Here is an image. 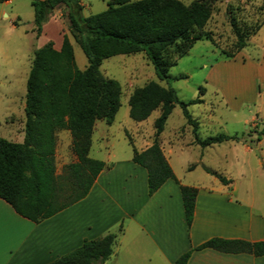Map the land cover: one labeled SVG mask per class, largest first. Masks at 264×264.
Masks as SVG:
<instances>
[{"label": "trees", "instance_id": "16d2710c", "mask_svg": "<svg viewBox=\"0 0 264 264\" xmlns=\"http://www.w3.org/2000/svg\"><path fill=\"white\" fill-rule=\"evenodd\" d=\"M197 0L185 5L179 0H111L107 10L83 16L82 0H32L34 23L38 35L43 32L52 12L60 6L67 9L70 33L88 60L79 79L71 81L58 63L59 53L45 45L35 51L26 85L25 127L23 143L0 137V198L20 216L40 223L83 200L96 178L110 166L88 156L91 135L97 121L111 125L121 107L122 90L116 80L106 79L100 71L103 62L116 56L144 54L153 65L160 81L171 79L170 69L204 36L203 29L211 16L210 2ZM237 40L234 58L245 47L252 33L244 31L230 16ZM173 50V51H172ZM54 64H51V60ZM186 78V77H181ZM200 94L205 88L200 87ZM197 98L180 101L173 88H162L151 82L130 98V118L141 122L161 109L155 121L152 145L142 152L134 151L132 161L148 174V194H155L167 181L179 183L160 146L167 120L179 106L192 127L194 144L201 148L225 142L242 141L238 135L220 134L202 140L199 122L189 106L202 104ZM68 121H65V118ZM68 129L73 136L72 151L77 162L65 167L60 179L56 174V134ZM264 135V127L257 141ZM254 141L248 146L253 148ZM205 171L222 184L233 181L208 168ZM185 219L190 227L195 212L198 189L180 185ZM123 225L118 229L122 232ZM117 233L95 240H85L76 250L49 264H104L113 254ZM212 249L222 253L264 256V241L248 242L213 238L183 254L175 264H187L193 251Z\"/></svg>", "mask_w": 264, "mask_h": 264}, {"label": "rangeland", "instance_id": "374dc122", "mask_svg": "<svg viewBox=\"0 0 264 264\" xmlns=\"http://www.w3.org/2000/svg\"><path fill=\"white\" fill-rule=\"evenodd\" d=\"M31 1L16 0L15 5L6 9L9 17L0 13V137L11 141L12 131L18 125L21 131L25 127L26 85L36 50L49 45L59 53L58 63L68 72L71 81L79 79L88 66L85 54L70 33L67 9L64 6L55 9L38 35ZM110 1L82 0L83 16L107 10ZM179 1L190 5L197 0ZM209 7L211 16L203 29L208 38L204 36L197 41L177 61L170 69L168 81L157 78L153 65L144 54L116 56L103 62L100 67L103 77L116 80L121 86V107L111 125L102 120L95 123L88 152L90 158L105 161L108 154L125 158L135 150L142 152L152 145L154 125L161 109L137 122L130 118L129 103L134 92L154 82L165 89L173 88L179 100L185 103L197 98L203 100L202 104L188 108L199 122L198 135L202 140L220 134L242 137L236 144L229 142L207 147L204 166L236 180L241 187L264 188V164L259 154L261 149L264 154V140L260 145L257 142L263 127L252 129L249 126L252 117L259 116L264 122V92H259L258 85L240 78L244 74L242 57L260 56L264 51V0H217L210 2ZM230 16L246 32L252 33L260 26V30L247 39L242 54L234 58L230 56L237 50V40ZM15 22L17 26H13ZM200 87L205 88L203 94H200ZM263 87L264 83L262 90ZM255 96L258 98L253 102ZM238 97L242 104L239 108ZM65 121H68L67 117ZM192 133L181 108L176 106L159 138L160 146L167 160L174 148L171 164L183 182L207 185L209 178L204 173L205 167L197 164L202 148L193 144ZM252 140L254 149L247 153L244 145ZM56 141V174L61 179L65 167L77 162V157L72 151L73 136L68 129L57 131ZM181 147L183 151L179 150ZM259 192L264 198V193Z\"/></svg>", "mask_w": 264, "mask_h": 264}, {"label": "crops", "instance_id": "0c3cea01", "mask_svg": "<svg viewBox=\"0 0 264 264\" xmlns=\"http://www.w3.org/2000/svg\"><path fill=\"white\" fill-rule=\"evenodd\" d=\"M15 2L0 0V13L9 17L6 9ZM15 23L13 26L18 25ZM242 58L244 74L240 78L258 85L259 92H264V51L260 56ZM237 99L239 108L242 104L240 97ZM250 121L252 129L264 127L259 116ZM18 127L11 133L12 141H8L23 143L24 128L21 131ZM263 140L264 135L258 145ZM244 147L247 153L254 149L246 144ZM182 148L179 150L183 151ZM206 149H201L197 164L224 176L204 166ZM174 152L172 148L168 161L179 183L169 180L152 196L148 194L147 170L132 161L133 154L125 158L108 154L103 162L110 168L99 174L88 195L40 223L20 216L0 198V264H49L76 250L85 240L109 233H117V238L113 254L104 264H175L183 254L213 238L264 241V198L259 192L264 193V188L241 187L226 176L233 182L224 185L205 169L207 185L183 182L171 164ZM259 154L264 164L262 149ZM180 185L198 189L190 227L185 219ZM121 225L123 230L118 232ZM187 264H264V256L204 249L193 251Z\"/></svg>", "mask_w": 264, "mask_h": 264}]
</instances>
